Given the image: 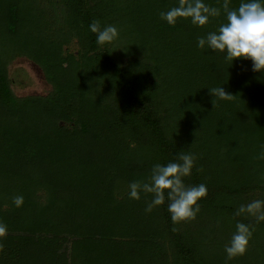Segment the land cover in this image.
<instances>
[{
    "label": "trees",
    "instance_id": "obj_1",
    "mask_svg": "<svg viewBox=\"0 0 264 264\" xmlns=\"http://www.w3.org/2000/svg\"><path fill=\"white\" fill-rule=\"evenodd\" d=\"M173 3L0 0V264H225L219 244L205 245L213 230L241 221L264 233V220L235 215L264 191V72L196 47L223 9L203 27L168 25L158 13ZM118 14L129 41L98 46L89 23ZM74 36L78 55L63 50ZM22 55L41 66L47 94L13 92L8 66ZM220 85L231 99L212 97ZM177 151L196 154L185 183L207 194L174 224L167 202L145 213L150 195L127 191Z\"/></svg>",
    "mask_w": 264,
    "mask_h": 264
},
{
    "label": "clouds",
    "instance_id": "obj_2",
    "mask_svg": "<svg viewBox=\"0 0 264 264\" xmlns=\"http://www.w3.org/2000/svg\"><path fill=\"white\" fill-rule=\"evenodd\" d=\"M221 9L223 22L215 30L197 35L196 47L223 52L224 59L230 61V65L235 58L250 59L253 71L264 72V0H239L235 7H230L229 0H223L220 7L210 5L206 0H175L158 15L168 25H175L179 19H188L196 27H203L210 18L220 16ZM88 29L95 33L98 46L111 44L119 38L116 25L102 24L98 19H93ZM208 90L212 97L221 99H231L233 95L226 92L222 85ZM212 104L214 106L213 100ZM260 155L264 157V152ZM196 160L194 152L177 151L174 158L166 163L154 162L145 177L128 182L127 196L139 200L142 195H150L145 203V213L167 202V211L174 224L194 219L200 211L198 201L207 194L206 184L185 183L184 178L191 175ZM12 203L16 207L21 206L23 196H13ZM243 213L255 215L257 221L264 220V201L255 200L239 205L235 215ZM6 232L7 226L0 221V237ZM252 232V226L236 221L235 230L224 245L225 264L234 256L244 254Z\"/></svg>",
    "mask_w": 264,
    "mask_h": 264
},
{
    "label": "rangeland",
    "instance_id": "obj_3",
    "mask_svg": "<svg viewBox=\"0 0 264 264\" xmlns=\"http://www.w3.org/2000/svg\"><path fill=\"white\" fill-rule=\"evenodd\" d=\"M120 15L121 14L117 15L115 23H111L116 25L119 30V38L118 40H116V42H114L116 47L122 46V44L125 43V40L129 41L131 37V35L126 37L125 25H127V22L125 23L123 20V16L121 17ZM80 48L81 44L76 36L72 37L69 42L64 44L63 46V50L65 53L68 52L74 55H78ZM8 70L9 75L12 78L11 86L13 92L17 96H24L29 94H47L52 89V85L46 79L41 66L25 55L15 57L9 63ZM43 195L45 199L46 194ZM255 200L264 201V191L259 190L256 191L255 194H249L247 201L243 204H247ZM220 227L222 228V230H213L217 241L215 242V240L208 237L205 245L207 248H212L213 245L219 244L216 245L218 248L215 249V253L224 262V245L228 242L232 232L235 230V225L229 226L228 230L225 229L226 226ZM259 245L261 248H259ZM227 264H264V233L256 238H253L251 236L244 254L234 256L227 262Z\"/></svg>",
    "mask_w": 264,
    "mask_h": 264
}]
</instances>
